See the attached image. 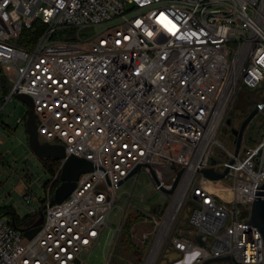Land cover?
<instances>
[{
    "label": "built area",
    "instance_id": "2783aa9c",
    "mask_svg": "<svg viewBox=\"0 0 264 264\" xmlns=\"http://www.w3.org/2000/svg\"><path fill=\"white\" fill-rule=\"evenodd\" d=\"M35 23L38 37L20 44ZM241 91L258 110L236 151L237 137L228 131L231 150L217 136ZM17 95L31 100L39 140L94 170L60 204L49 207L46 191L30 239L0 205V264H90L111 244L118 184L137 166L167 190L180 173L141 264L263 262L245 221L264 184V0H0V114ZM226 168L222 180L201 174Z\"/></svg>",
    "mask_w": 264,
    "mask_h": 264
},
{
    "label": "rangeland",
    "instance_id": "374dc122",
    "mask_svg": "<svg viewBox=\"0 0 264 264\" xmlns=\"http://www.w3.org/2000/svg\"><path fill=\"white\" fill-rule=\"evenodd\" d=\"M93 30L81 31L80 35L92 33ZM58 38L63 37L61 35ZM254 100L245 91L234 97L225 124L217 136L218 141L228 149L233 150L226 139L229 131L226 121L232 119V125L237 126L240 110L250 113L254 109ZM25 109V104L14 98L4 106L0 114V205L11 209L19 218L41 210L45 204L46 191L49 190L52 196L59 185V165L37 159L28 148L25 122L17 123ZM259 135V132H253L255 138ZM220 152V147L216 146L215 156ZM225 183L230 184L231 180L227 179ZM24 194L32 198L29 204L24 202ZM163 195L165 194L155 189L144 171L127 179L116 191L118 200L109 218L113 234L110 246L100 244L84 260H88L90 264H141L139 257L143 262L155 241L156 222L165 215L170 205V199H164ZM163 203L164 207H161ZM132 216L135 218L132 219ZM125 223H129L131 241L140 255L114 258L117 241ZM165 258L173 260L176 254L169 252Z\"/></svg>",
    "mask_w": 264,
    "mask_h": 264
},
{
    "label": "water",
    "instance_id": "95a60500",
    "mask_svg": "<svg viewBox=\"0 0 264 264\" xmlns=\"http://www.w3.org/2000/svg\"><path fill=\"white\" fill-rule=\"evenodd\" d=\"M252 90L250 92H254ZM16 99L23 102L28 107L27 118L25 121V128L27 133V143L29 150L33 155L39 160H50L51 162H59L61 164L59 172V182L60 184L54 190V193L49 200L48 206L60 204L64 199H66L70 193L74 190L76 181L79 176L84 173H89L94 170L92 164L84 159L76 158L73 156H66L64 152V147L61 145H53L47 142L40 143L39 138L36 133L35 115L32 111L31 100L24 95H17ZM259 107H264L263 103L259 104ZM258 107H255L241 123L238 129L229 128L231 138L237 137L236 139V151L239 148L241 136L251 121V119L256 115ZM231 126V121L228 119L226 121V127ZM225 131V129H224ZM211 166L215 165V161L211 160ZM148 172L147 175L157 190L165 195H171L176 187L177 181L179 179L180 173L177 174L175 180L172 182L170 189H165L161 186V181L157 173L148 166H145ZM141 171V166H137L129 176L122 182L118 184L120 187L127 179L139 174ZM228 172V168L224 170L223 173H216L211 170H202L201 174L212 181L222 180ZM45 207V206H44ZM43 207V209H44ZM37 218V220H36ZM36 220V221H35ZM43 223V212L42 209L35 212L33 218L23 221L20 225V231H23L27 238H32L34 234L39 230L40 225ZM245 224L252 225L257 228V231L261 234L262 244H263V262L264 264V184L261 187L255 189L254 201L251 204L250 218L245 221ZM11 226L17 228L16 223L11 219ZM30 229V230H29ZM199 244V238H197ZM241 264L233 261L230 257H219L207 260L201 264ZM122 264V263H121Z\"/></svg>",
    "mask_w": 264,
    "mask_h": 264
},
{
    "label": "trees",
    "instance_id": "16d2710c",
    "mask_svg": "<svg viewBox=\"0 0 264 264\" xmlns=\"http://www.w3.org/2000/svg\"><path fill=\"white\" fill-rule=\"evenodd\" d=\"M37 27H38V23H35L34 28H32L31 30H28V31L25 30L22 34V38L19 41L20 44L27 45V44H30L31 42H33L38 37V35L40 33L37 30ZM3 90H4V93L7 94L9 92V87L7 85H4ZM240 112L242 113V110H240ZM234 117H235V114H234ZM238 120H239V118H238ZM230 121H231V127H232L233 126L232 125L233 124L232 119H230ZM45 161H50V160H45ZM51 163L58 164V162H51ZM59 184H60V182H59ZM3 213L7 214L11 219L14 220L15 223L23 220V219H20L9 208H3ZM30 216H31V214L25 216L24 218H29ZM132 217H133L132 219L135 218V216H132ZM130 255H132V256L133 255H140V252H137L136 247L134 246L133 242L131 241L130 233H129V223L128 224L125 223L121 229L120 238L117 241V246H116V249L114 251V258H116V257L126 258V257H129ZM139 260H140V257H139Z\"/></svg>",
    "mask_w": 264,
    "mask_h": 264
},
{
    "label": "flooded vegetation",
    "instance_id": "af4514ba",
    "mask_svg": "<svg viewBox=\"0 0 264 264\" xmlns=\"http://www.w3.org/2000/svg\"><path fill=\"white\" fill-rule=\"evenodd\" d=\"M251 96H252V94H250ZM252 97H254V96H252ZM248 112H247V110H244V111H242V113H241V116H240V118H239V120H238V124H237V126H232L233 128H235V129H238L239 127H240V125H241V123L245 120V118L248 116ZM39 142L40 143H43L41 140H39ZM38 159V158H37ZM31 218H33V216H30L29 218H24V217H20V219H23L22 221H19V222H17L16 223V225H17V227H21V223L23 222V221H26V220H28V219H31ZM19 219V218H18ZM36 220H37V218H36ZM35 220V221H36Z\"/></svg>",
    "mask_w": 264,
    "mask_h": 264
},
{
    "label": "bare ground",
    "instance_id": "6f19581e",
    "mask_svg": "<svg viewBox=\"0 0 264 264\" xmlns=\"http://www.w3.org/2000/svg\"><path fill=\"white\" fill-rule=\"evenodd\" d=\"M177 205H178V203L175 202L174 205H173V209H172V212H171V216H172V213L176 210ZM169 219H170V218H169ZM153 253H155V250L153 251Z\"/></svg>",
    "mask_w": 264,
    "mask_h": 264
},
{
    "label": "crops",
    "instance_id": "0c3cea01",
    "mask_svg": "<svg viewBox=\"0 0 264 264\" xmlns=\"http://www.w3.org/2000/svg\"><path fill=\"white\" fill-rule=\"evenodd\" d=\"M32 214V213H31ZM29 215V214H28ZM25 216H27V215H24L23 217H25Z\"/></svg>",
    "mask_w": 264,
    "mask_h": 264
}]
</instances>
